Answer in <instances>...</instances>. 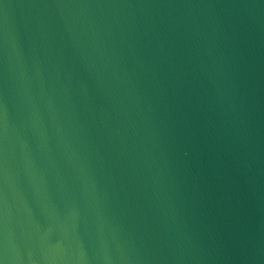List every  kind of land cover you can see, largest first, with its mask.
I'll use <instances>...</instances> for the list:
<instances>
[{
	"label": "water",
	"instance_id": "obj_1",
	"mask_svg": "<svg viewBox=\"0 0 264 264\" xmlns=\"http://www.w3.org/2000/svg\"><path fill=\"white\" fill-rule=\"evenodd\" d=\"M0 264H264V0H0Z\"/></svg>",
	"mask_w": 264,
	"mask_h": 264
}]
</instances>
